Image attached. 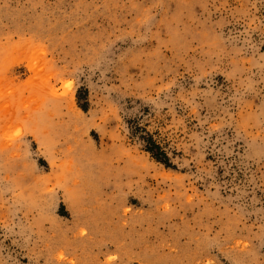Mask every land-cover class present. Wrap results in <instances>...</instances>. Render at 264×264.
I'll list each match as a JSON object with an SVG mask.
<instances>
[{
  "label": "rangeland",
  "instance_id": "obj_1",
  "mask_svg": "<svg viewBox=\"0 0 264 264\" xmlns=\"http://www.w3.org/2000/svg\"><path fill=\"white\" fill-rule=\"evenodd\" d=\"M0 264H264V0H0Z\"/></svg>",
  "mask_w": 264,
  "mask_h": 264
},
{
  "label": "trees",
  "instance_id": "obj_2",
  "mask_svg": "<svg viewBox=\"0 0 264 264\" xmlns=\"http://www.w3.org/2000/svg\"><path fill=\"white\" fill-rule=\"evenodd\" d=\"M144 140L146 141V146H145L146 150L148 152L152 153L153 156L158 159L159 155H161V152H160L158 146H156V144H154V142H152L151 138H149V137L148 138L144 137Z\"/></svg>",
  "mask_w": 264,
  "mask_h": 264
}]
</instances>
